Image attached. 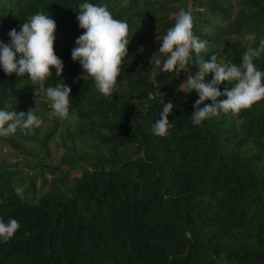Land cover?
I'll list each match as a JSON object with an SVG mask.
<instances>
[{
    "label": "trees",
    "instance_id": "obj_1",
    "mask_svg": "<svg viewBox=\"0 0 264 264\" xmlns=\"http://www.w3.org/2000/svg\"><path fill=\"white\" fill-rule=\"evenodd\" d=\"M84 2L106 5L129 25L111 98L92 78L81 79L83 69L71 59L84 32L77 20ZM181 9L193 17V34L208 42L205 62L216 55L240 66L246 50L264 39V0H0V43L10 45L9 32L38 12L55 21L54 53L63 72L56 77L53 68L46 86L71 88L69 117H75L58 135L64 153L57 165L18 177L0 165V219L20 224L8 243L0 241V264H264V99L193 124L199 95L180 85L199 71L195 54L178 77L159 73L156 63L162 67L161 39ZM250 33L255 41L245 40ZM254 64L264 72V53ZM152 72L159 89L150 83ZM35 87L27 75H6L0 67V110L35 109L42 125L51 122L41 136L42 125L34 135L18 130L0 141L18 151L29 143L50 160L57 130L48 118L50 101L34 96ZM169 101L172 126L160 137L153 127ZM42 172L50 173L48 184Z\"/></svg>",
    "mask_w": 264,
    "mask_h": 264
},
{
    "label": "clouds",
    "instance_id": "obj_2",
    "mask_svg": "<svg viewBox=\"0 0 264 264\" xmlns=\"http://www.w3.org/2000/svg\"><path fill=\"white\" fill-rule=\"evenodd\" d=\"M78 7L80 11L77 20L84 32L75 42L77 47L72 50L71 59L74 62L79 61L84 72L81 79L92 78L99 93L105 98H111L127 57L129 25L124 20L115 19L106 5L84 2ZM55 29L56 23L48 15L38 12L29 17L19 32L16 29L9 32L10 45L0 43V67L6 75H27L38 86L34 88V96L44 95L50 101L49 116L67 119L71 88L62 82H57L55 86H46L53 75V68L56 77H60L63 72V62L54 53ZM255 35L247 34L245 40L255 41ZM161 41L159 54L165 59L162 67L161 61H156L159 73H172L175 77L182 71L188 73L190 61L195 54L199 71L195 76L189 74L187 80L180 85L181 91L190 93L195 90L199 95V99L193 104L194 111L191 115L194 125L199 126L203 121L219 116L221 112L238 114L264 99V72L258 70L254 64V59L264 53V39L260 40L258 47H249L246 50L240 66L230 61L221 63L216 55L209 62H205L201 54L208 52V42L193 34V17L190 12L181 9L174 26L167 30ZM208 73L214 75L206 83L205 76ZM157 76L158 73L152 72L150 83L159 89ZM222 82H235V86L230 91L221 93L218 85ZM5 91L11 97V90ZM221 95L226 96V99L218 102ZM148 98L155 99V96L150 92ZM205 101H211V104L201 108L200 105ZM174 107L172 101L163 104L159 119L153 127L155 135H168L172 126L168 116ZM42 123L35 109L29 110L27 114L18 113L16 110H0V137L15 135L18 130L25 136H31ZM19 228L20 224L16 219H10L7 223L0 219V241L8 243Z\"/></svg>",
    "mask_w": 264,
    "mask_h": 264
},
{
    "label": "rangeland",
    "instance_id": "obj_3",
    "mask_svg": "<svg viewBox=\"0 0 264 264\" xmlns=\"http://www.w3.org/2000/svg\"><path fill=\"white\" fill-rule=\"evenodd\" d=\"M49 120L53 119V122L56 126V134L55 141L51 143L48 148V155L50 160H47L44 156L43 152L37 150V148L33 149V146L29 143L24 145V150L18 151L8 144L0 141V165H2L7 170L15 173L16 177L32 175L34 173H40V166L44 163L57 165L59 163V157L64 153V149L58 143L59 138L58 135L64 132V127H68L74 123V116H70L67 119H61L58 117H50L48 115ZM49 123L47 122L42 125L39 136L43 134V132L49 127ZM43 179L46 180V184L49 183L51 179V175L48 172H42ZM27 184L28 179L23 178ZM36 187L41 183L39 177L36 178ZM17 192H20V189H17Z\"/></svg>",
    "mask_w": 264,
    "mask_h": 264
}]
</instances>
